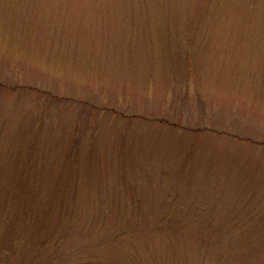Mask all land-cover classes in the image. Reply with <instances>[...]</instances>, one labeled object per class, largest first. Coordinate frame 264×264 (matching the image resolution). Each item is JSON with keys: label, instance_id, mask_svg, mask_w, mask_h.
Instances as JSON below:
<instances>
[{"label": "rangeland", "instance_id": "374dc122", "mask_svg": "<svg viewBox=\"0 0 264 264\" xmlns=\"http://www.w3.org/2000/svg\"><path fill=\"white\" fill-rule=\"evenodd\" d=\"M16 183L73 217L4 231ZM96 211L139 264H264V0H0L3 264L82 252Z\"/></svg>", "mask_w": 264, "mask_h": 264}, {"label": "trees", "instance_id": "16d2710c", "mask_svg": "<svg viewBox=\"0 0 264 264\" xmlns=\"http://www.w3.org/2000/svg\"><path fill=\"white\" fill-rule=\"evenodd\" d=\"M189 28L190 33L188 34V37L195 38L194 35L196 34V29L192 26ZM73 173L74 171L69 172V174ZM67 181L70 182L68 179ZM6 191L7 199L5 200L4 207L2 209L4 231L14 229L15 232H18L17 227H20L19 225H21L23 226L24 232L26 223L33 226L36 220H38L37 225L47 226L50 224V219H52L55 215L56 210L53 209L55 206L59 211V215L62 212V215H68L70 217L73 216L69 214L73 213L74 215V211L72 210V201H69L68 199H60L56 203L51 197L44 196L42 194L43 190L34 185H26V187H24L23 185L16 183L11 185ZM20 213L21 217L19 216ZM100 214L102 213L99 211L94 212L93 216L95 217H93L92 220L93 223L96 224L98 228H101V231H103L102 239L99 241H92L93 245L90 247L88 246L89 248H85V250L81 252L78 247L71 249L70 247L64 245L59 238H55L54 241H52V238L49 237L46 232H40V235H43L40 238L42 239L40 244H42L43 247L47 245L51 246L53 252L55 253H53L51 257H44L43 259L38 257V253H35L32 255L31 264H58L59 261H57V257H54V255L65 259L64 264H139V261L130 259L128 258V254H124L126 251V245L122 244L124 239L131 237L130 234H134V230L136 229L134 226V221H132L131 218H128L127 223H129V225L124 226L118 219H116L117 216H104L101 218L98 216ZM45 215H47L50 219L47 220ZM27 218L29 220H27ZM56 224L58 225V222ZM20 233H22L21 229L17 236L24 237V234ZM198 236L201 237V241L203 242L198 247L200 250L199 253L204 254L201 251L208 253V235H201L200 233ZM34 237L36 241L40 240L36 235ZM97 244L102 248L108 247L107 250H109L111 247V251H107L105 248L102 251H97ZM19 245V243H12L6 248L0 249V264H3V261L7 258V256L17 252V248L20 249ZM174 253L176 252L171 250L169 256L174 255ZM166 256L167 255L164 254L163 259ZM156 261H158V259ZM216 261L218 264H231L222 257H218ZM159 263L165 264L163 261H159L157 264ZM206 263L207 262L204 255L202 264ZM167 264L174 263L168 262Z\"/></svg>", "mask_w": 264, "mask_h": 264}]
</instances>
